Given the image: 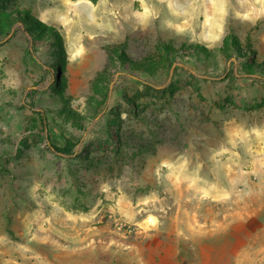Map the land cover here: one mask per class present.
<instances>
[{"label":"rangeland","instance_id":"1","mask_svg":"<svg viewBox=\"0 0 264 264\" xmlns=\"http://www.w3.org/2000/svg\"><path fill=\"white\" fill-rule=\"evenodd\" d=\"M262 65L264 0H0V264H264Z\"/></svg>","mask_w":264,"mask_h":264},{"label":"trees","instance_id":"2","mask_svg":"<svg viewBox=\"0 0 264 264\" xmlns=\"http://www.w3.org/2000/svg\"><path fill=\"white\" fill-rule=\"evenodd\" d=\"M28 30L33 33L35 36H39L41 33L39 31V29L34 28V26H28ZM43 38H45L46 36H42ZM50 38H47L46 41L49 42ZM55 44H52V46H54ZM202 52H204V50H202ZM29 54H31V51H28ZM248 53H245V56H247ZM252 60V59H251ZM262 70H264V65L261 66ZM136 79L142 83L145 84L147 86H150V84L144 80L141 79L139 77H136ZM108 96V95H106ZM28 106L30 107V109L32 110V112L34 114H37L38 119L40 121L41 124V128L44 131V133H46L47 136V140H48V144L49 146L59 155L61 156H69L74 154V147L76 146L77 142L75 141V139L71 136V137H65L64 140H57L55 138V135L52 134V129H51V121L49 119V117H51V120L55 123L56 119L55 116L52 115V111L51 109L48 108H43V107H38L37 104L35 102H31L28 103ZM34 118V117H33ZM35 120V118H34Z\"/></svg>","mask_w":264,"mask_h":264},{"label":"crops","instance_id":"3","mask_svg":"<svg viewBox=\"0 0 264 264\" xmlns=\"http://www.w3.org/2000/svg\"><path fill=\"white\" fill-rule=\"evenodd\" d=\"M96 245L97 244L93 245V247H89L90 249H88L87 251H85L87 249L85 248L83 249V251L79 253H77V251H68L69 254L68 262L70 264H78V260L77 258H75V256H77L81 264H112V259H113L112 256L111 257L109 256L110 261H106L107 258L104 256L101 257L100 252L96 249L97 248Z\"/></svg>","mask_w":264,"mask_h":264}]
</instances>
